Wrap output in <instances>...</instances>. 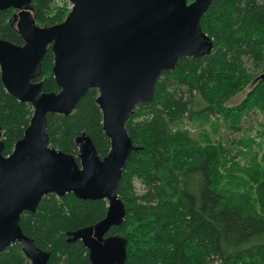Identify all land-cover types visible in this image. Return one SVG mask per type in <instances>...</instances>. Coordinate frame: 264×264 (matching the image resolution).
<instances>
[{
	"label": "trees",
	"instance_id": "1",
	"mask_svg": "<svg viewBox=\"0 0 264 264\" xmlns=\"http://www.w3.org/2000/svg\"><path fill=\"white\" fill-rule=\"evenodd\" d=\"M33 7L41 27L62 23L72 9L67 0H34ZM17 15L14 9L0 12V39L23 46ZM201 27L214 41L212 53L184 58L164 72L152 102L138 105L127 123L134 150L118 185L126 216L104 236L114 242L103 249L94 233L107 214L105 200L50 194L36 213L22 215L24 234L49 253L48 264H119L123 255L124 264H264V169L257 165L246 172L243 187L232 170L226 172L221 147L181 128L186 120L206 123L216 116L239 130L248 113L264 115V0H214ZM53 66L48 47L36 81L44 93L60 91ZM248 88L246 98L232 104ZM98 96L92 89L70 116H48L53 147L77 157V139L86 134L102 159L108 155ZM33 114L31 104L6 91L0 67L5 156L24 137ZM0 264L30 262L14 244L0 254Z\"/></svg>",
	"mask_w": 264,
	"mask_h": 264
},
{
	"label": "water",
	"instance_id": "2",
	"mask_svg": "<svg viewBox=\"0 0 264 264\" xmlns=\"http://www.w3.org/2000/svg\"><path fill=\"white\" fill-rule=\"evenodd\" d=\"M67 1L72 9L66 19L41 27L34 0H0V12H18L16 27L25 40L18 46L0 39L2 82L11 96L34 110L9 156L4 155L0 127V254L19 244L30 264H48L50 255L24 234L21 217L36 213L50 194L107 201V214L94 233L103 249L114 242L104 236L126 216L118 185L134 150L127 123L138 105L152 102L164 72L214 49L201 27L214 0ZM48 47L54 54L57 93H44L36 82ZM92 89L99 91L97 104L111 146L104 159L86 134L77 139L74 157L53 147L47 133L50 114L70 116ZM124 261L125 255L119 264Z\"/></svg>",
	"mask_w": 264,
	"mask_h": 264
},
{
	"label": "rangeland",
	"instance_id": "3",
	"mask_svg": "<svg viewBox=\"0 0 264 264\" xmlns=\"http://www.w3.org/2000/svg\"><path fill=\"white\" fill-rule=\"evenodd\" d=\"M249 89L239 94L232 104L241 103L246 98ZM181 128L189 131L203 144L209 142L221 147L228 161L226 172L232 170L230 174L235 175L242 182L243 187H245L244 181L249 179L246 172L257 165L264 169V115L259 110L245 115L239 130L231 129L228 123L216 116L206 123L196 124L186 120ZM229 160L239 165V171L233 169V163ZM229 163L231 165H228ZM136 186L139 192L143 191L141 184L137 183ZM250 186L254 185L250 184Z\"/></svg>",
	"mask_w": 264,
	"mask_h": 264
}]
</instances>
